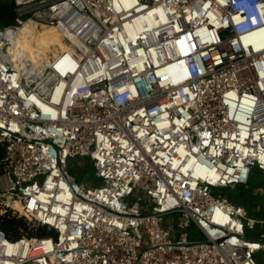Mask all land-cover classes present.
Instances as JSON below:
<instances>
[{
	"label": "built area",
	"instance_id": "2783aa9c",
	"mask_svg": "<svg viewBox=\"0 0 264 264\" xmlns=\"http://www.w3.org/2000/svg\"><path fill=\"white\" fill-rule=\"evenodd\" d=\"M13 3L0 217L27 229L0 230V264H258L255 221L213 190L264 177V0ZM29 19L71 47L39 73L5 54Z\"/></svg>",
	"mask_w": 264,
	"mask_h": 264
},
{
	"label": "bare ground",
	"instance_id": "6f19581e",
	"mask_svg": "<svg viewBox=\"0 0 264 264\" xmlns=\"http://www.w3.org/2000/svg\"><path fill=\"white\" fill-rule=\"evenodd\" d=\"M68 38L71 41L75 39L70 33ZM70 48L60 26L43 25L29 19L15 30L12 44L5 54L11 57L12 64L20 70L29 67L28 71L39 73L43 63H49L52 57Z\"/></svg>",
	"mask_w": 264,
	"mask_h": 264
},
{
	"label": "rangeland",
	"instance_id": "374dc122",
	"mask_svg": "<svg viewBox=\"0 0 264 264\" xmlns=\"http://www.w3.org/2000/svg\"><path fill=\"white\" fill-rule=\"evenodd\" d=\"M79 166V163L68 164L69 173L73 176H77L79 179H84V176L91 175L93 169L87 166V163L83 162ZM80 168V170H79ZM87 174V175H86ZM94 183H98L94 181ZM91 182V186H92ZM213 195L224 196L230 199L237 205L243 206L248 212V217L255 221V225L250 235L254 238L264 237V177L261 173L253 169L250 180L245 186H236L235 188L215 189ZM138 197V195H137ZM169 229L173 231L177 230L176 218L168 219L166 222ZM182 236H186L189 240H202L201 234L198 230L190 226L180 231ZM264 242V239L261 240ZM258 264H264V250L255 254Z\"/></svg>",
	"mask_w": 264,
	"mask_h": 264
},
{
	"label": "trees",
	"instance_id": "16d2710c",
	"mask_svg": "<svg viewBox=\"0 0 264 264\" xmlns=\"http://www.w3.org/2000/svg\"><path fill=\"white\" fill-rule=\"evenodd\" d=\"M17 14L14 11L13 0H0V28L5 26L16 25ZM26 20V18H24ZM3 155V149L0 148V159ZM18 228L27 229V226L22 220H15L5 216L0 217V230L8 237L18 238Z\"/></svg>",
	"mask_w": 264,
	"mask_h": 264
}]
</instances>
